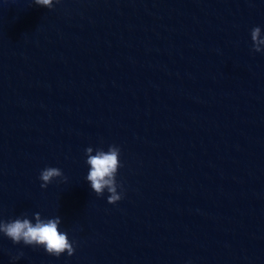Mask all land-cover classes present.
Returning a JSON list of instances; mask_svg holds the SVG:
<instances>
[{"label": "water", "instance_id": "1", "mask_svg": "<svg viewBox=\"0 0 264 264\" xmlns=\"http://www.w3.org/2000/svg\"><path fill=\"white\" fill-rule=\"evenodd\" d=\"M256 26L264 0H0V220L59 217L75 241L0 235V264H264ZM110 145L115 205L86 181L84 150ZM45 167L66 182L41 189Z\"/></svg>", "mask_w": 264, "mask_h": 264}, {"label": "clouds", "instance_id": "2", "mask_svg": "<svg viewBox=\"0 0 264 264\" xmlns=\"http://www.w3.org/2000/svg\"><path fill=\"white\" fill-rule=\"evenodd\" d=\"M60 0H33L36 6L45 7L49 10ZM251 51L261 53L264 51V36L259 26L250 31ZM120 148L110 145L107 151L97 148L95 153L92 147L84 150L88 172L86 181L97 197L104 195L107 191V203L115 205L123 198V189L116 181V174L122 166L120 163ZM40 188L45 189L54 180L59 179L61 183L66 182L62 171L55 167H45L38 177ZM118 189L120 191L118 192ZM61 219L59 217L42 218L40 213H34L30 220L26 216L17 217L12 220H0V235L7 238L13 245L23 244L26 247L42 248L44 252L53 257L67 254L71 257L75 251V241L68 238L66 232L60 231ZM23 253L13 257V261L19 259Z\"/></svg>", "mask_w": 264, "mask_h": 264}]
</instances>
